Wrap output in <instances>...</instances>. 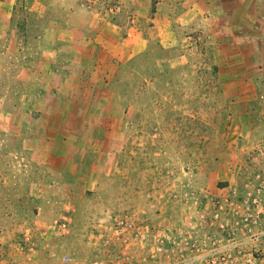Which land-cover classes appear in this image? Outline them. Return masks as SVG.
<instances>
[{"label": "rangeland", "instance_id": "1", "mask_svg": "<svg viewBox=\"0 0 264 264\" xmlns=\"http://www.w3.org/2000/svg\"><path fill=\"white\" fill-rule=\"evenodd\" d=\"M4 1L0 264L165 263L264 175V0Z\"/></svg>", "mask_w": 264, "mask_h": 264}, {"label": "built area", "instance_id": "2", "mask_svg": "<svg viewBox=\"0 0 264 264\" xmlns=\"http://www.w3.org/2000/svg\"><path fill=\"white\" fill-rule=\"evenodd\" d=\"M200 219V224L208 225L203 233L197 228L195 234L181 229L176 235L164 234L160 249L165 263L155 264H264V175L257 174L244 189L232 183L219 188L209 219L205 212ZM56 225L67 232L70 220L65 218ZM25 240L35 250L33 238L26 234ZM128 258L127 264H153L152 260ZM66 261L78 264L69 255ZM89 264L114 263L96 260Z\"/></svg>", "mask_w": 264, "mask_h": 264}, {"label": "crops", "instance_id": "3", "mask_svg": "<svg viewBox=\"0 0 264 264\" xmlns=\"http://www.w3.org/2000/svg\"><path fill=\"white\" fill-rule=\"evenodd\" d=\"M6 1H7V0H5L3 3H6ZM216 1H217V3H218V1H220V0H213V3H216ZM192 6H193V5H192ZM7 8H9V7H7ZM194 10H195V8L188 9L187 14L190 13V12H191L192 14L197 13V12H195ZM0 12H1V16H0V17H1L2 19L7 20L8 18H10V15L7 14V10H3V9H2ZM7 15H8V17H7ZM3 17H4V18H3ZM6 33H7V31H6Z\"/></svg>", "mask_w": 264, "mask_h": 264}]
</instances>
